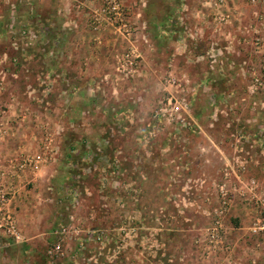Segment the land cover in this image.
I'll return each instance as SVG.
<instances>
[{
  "label": "rangeland",
  "instance_id": "1",
  "mask_svg": "<svg viewBox=\"0 0 264 264\" xmlns=\"http://www.w3.org/2000/svg\"><path fill=\"white\" fill-rule=\"evenodd\" d=\"M76 1L77 16L60 18L70 26L54 32L50 2L37 17L25 15L26 2L0 0V116L11 107L44 115L34 119L39 148L15 170L0 169L2 181L10 171L26 172L29 181L23 211L10 207L24 243L0 251V264H134L133 247L141 249L140 264H149L155 231L144 219L154 208L163 222L169 217L158 208L165 198H153L149 210V186L174 187L168 196L180 213L179 201L193 199L198 186L215 190L217 205L226 177L236 186L232 195L250 193L253 181L257 197L264 188V0H237V7L235 0H203L210 21L217 20L199 41L180 27L173 35L150 32L148 24L132 27L124 8L116 24L103 13L106 0L95 14L85 0ZM172 1L175 10L181 2ZM187 2L191 10L193 0ZM106 23L120 44L106 76L73 81L57 71L69 42L98 44ZM80 46L68 53L83 52ZM6 135L0 129V141ZM37 157L39 169L22 167ZM0 234V242L12 241ZM154 243L168 247L165 239Z\"/></svg>",
  "mask_w": 264,
  "mask_h": 264
},
{
  "label": "crops",
  "instance_id": "2",
  "mask_svg": "<svg viewBox=\"0 0 264 264\" xmlns=\"http://www.w3.org/2000/svg\"><path fill=\"white\" fill-rule=\"evenodd\" d=\"M10 1L17 2L18 0ZM104 1L105 0H85L90 7V11L92 10L90 14H95L97 8ZM187 1L188 0H180V6L175 7L174 10V8L172 9L174 6V1L172 0H122L123 8L128 12L127 18L129 17V22L133 23L131 24L132 27H135L134 24H136L139 29L148 24L150 32L158 33L164 31L169 35H173L180 27L179 30L182 32L196 34V39L199 41V35L204 32L206 27L208 29H214V22H216L217 18H213V21H210L211 14H209V12L206 14L203 0H193L190 7L192 8L191 10H189V3ZM21 2L23 4L26 2V16L36 15L37 17H44V3L50 2V6H48L50 7V15L48 17L52 18L51 30L54 32H60L62 31L61 28L66 29L70 26V22L66 20L64 24H61V17L66 16L74 18L79 12L77 10L76 4L78 2L76 0H21ZM159 2L165 3L164 11L159 10ZM236 4H238L237 0L234 1L233 7H237ZM30 12L32 13L30 14ZM214 15L216 14L214 13ZM206 23L207 26H205ZM104 26L103 29L97 32L99 35L95 37L96 39H101L98 44L93 43V41L69 42L66 47L68 52L74 43L76 49L81 45L80 48L83 47V52H79L78 54L66 52L67 55L69 54L68 56L66 55L67 57L57 59L55 64L58 68L57 71H59V69L68 71V78L73 81H90V79L94 77L106 76L105 74L108 73H106V70H108L112 64V50L119 49L120 44L118 43V39H111L113 29L110 25L106 23ZM90 30V28H87V34L92 36L93 32ZM197 41L194 46L198 48ZM96 50H99V52H96ZM107 56H110L111 62H109ZM83 65L85 66L83 68L84 70L81 69ZM58 77L60 78L61 76L58 75ZM76 89L77 88H75L73 92V95L75 94L74 96L78 95ZM60 111L61 109L51 111L52 117L56 118L55 121L63 118ZM89 111L85 110L82 114H86ZM33 112L34 114H32ZM33 112L30 115V111L27 108L11 107L10 112H4V114L0 116V129L7 133L6 138L0 141V169L7 170L8 167L12 168L13 166L15 170L16 164L19 161L39 148L42 135L41 133L38 134L39 124L34 119L38 117L37 115H41L40 112L43 111ZM23 115L27 117H22ZM41 116L40 118H43L44 115L42 114ZM86 120L87 119H85L84 125L89 127V125L86 124ZM7 175L8 174H6V176ZM242 177L246 179L244 176ZM28 183L26 172H22L21 175L18 176L10 171L5 180L2 181L0 178V189L9 190V192L16 194L11 198L10 207L13 211H15L16 207H19L21 211H23V201L27 198L25 187ZM173 188L174 187L165 186L163 190H159V188L156 189L155 187L149 186L147 189L150 194L147 201L150 203V205H148L150 207L149 210L155 207L151 202L153 198H161V200L165 198L167 200L162 201V206L158 208L162 209L164 212L166 211V217L167 215L169 216L166 221L163 222L162 217L158 214L159 211L154 208L153 215L144 219L154 225L151 230L155 231L153 232V239L155 240L152 244L149 264H173V260L176 257L181 259L182 264H264V237L252 233V226L256 221V217L260 214V209L257 208V205L254 203V195L250 191V193H246L243 197L239 194L232 195V208L229 209V215L225 219V245L219 252L209 253L203 243L202 233L212 221L210 217L205 218V214H213L209 209H214L216 206L215 190H212L211 187L198 186L195 190L196 192L193 199L190 200L185 197V199L183 198L179 201L183 207V213H180L176 208L177 206H173L176 202H172V199L170 200L168 196L169 192L171 195L174 193ZM262 190L259 197H264V188H262ZM160 193L163 194L164 197H161ZM209 205H211L210 207L212 208H210ZM181 214H184V216H181ZM160 225L164 227L160 228ZM163 239H165L168 247L165 248V245H163L164 247H162L161 250L154 242L158 240L163 241ZM2 240L0 234V241ZM4 241L6 243L0 242V251H3L5 254L10 253L9 247L13 249L19 246L12 241ZM130 251H133V263L140 264L143 260L141 249L133 247ZM162 257L165 258L162 259Z\"/></svg>",
  "mask_w": 264,
  "mask_h": 264
},
{
  "label": "built area",
  "instance_id": "3",
  "mask_svg": "<svg viewBox=\"0 0 264 264\" xmlns=\"http://www.w3.org/2000/svg\"><path fill=\"white\" fill-rule=\"evenodd\" d=\"M255 3V0H253ZM105 16H108L112 22L122 24L124 18V10L122 0H106L103 9ZM123 61V60H122ZM133 62L126 64L131 67ZM42 162L41 157L34 160L27 159L22 167L32 166L34 169H39ZM229 175V174H228ZM256 183L253 181L248 187V190L255 195L257 208L260 209V214L256 217V221L252 226V233L264 237V197H257ZM236 191L234 182L226 177L223 184L219 187L217 205L213 210L212 221L208 228L202 233V240L206 250L209 253H217L225 245L224 237L226 233L223 218L232 205V193ZM5 190L0 189V232L7 235L15 244L24 243V235L22 230L17 225L14 219V213L10 210L11 199L8 198ZM61 246L57 245L54 252L59 253Z\"/></svg>",
  "mask_w": 264,
  "mask_h": 264
}]
</instances>
